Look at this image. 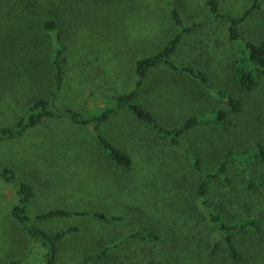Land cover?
<instances>
[{"label": "rangeland", "instance_id": "374dc122", "mask_svg": "<svg viewBox=\"0 0 264 264\" xmlns=\"http://www.w3.org/2000/svg\"><path fill=\"white\" fill-rule=\"evenodd\" d=\"M220 11L240 14L253 0H218ZM245 23V35L264 39V0ZM177 12L181 24L174 17ZM55 16L63 34L64 80L55 103L85 116L115 106L114 95L136 87V63L159 52L184 28L171 59L193 65L208 82L162 64L148 73L136 102L168 128L193 115L203 123L172 145L165 136L119 109L101 131L125 150L128 168L108 161L91 124L47 117L20 135L0 140V162L36 194L28 214L53 208L73 213L45 219L47 231L72 227L58 243L60 264H264V184L250 186V174L264 177V161L240 166L229 149L251 150L264 143V75L244 92L233 76L237 42L228 24L213 20L208 0H0V128L15 123L31 102L56 86L54 36L45 20ZM229 92L243 100L233 111ZM216 109L226 111L224 125ZM192 152L199 156L196 168ZM229 161V180L214 178L209 197L230 220L257 216L260 231H237L242 260L233 261L225 237L209 220L197 194L199 182L221 160ZM16 186L0 177V264H46L45 249L12 215ZM95 212L118 219L105 221ZM146 230L157 238L128 237ZM220 242L218 254L211 248ZM106 247L105 257L87 256Z\"/></svg>", "mask_w": 264, "mask_h": 264}, {"label": "trees", "instance_id": "16d2710c", "mask_svg": "<svg viewBox=\"0 0 264 264\" xmlns=\"http://www.w3.org/2000/svg\"><path fill=\"white\" fill-rule=\"evenodd\" d=\"M261 0H253L252 4L248 6L240 14L224 13L220 11V4L218 0H208L211 7L212 19L225 21L228 24L229 37L232 41L237 42L236 59L233 64V76L239 85V88L244 92L255 90L259 84V78L264 75V39L260 43L249 39L243 30V27L253 12L261 8ZM174 17L179 24L181 20L176 11ZM45 28L54 36L53 45V64L57 72L56 86L47 96H40L35 98L27 111L18 115L14 124L0 128V140L5 138H12L20 135L27 128L36 126L44 118L47 117H67L72 122L77 124H91L93 131L98 139L99 144L103 147L107 159L110 162L117 164L120 167L128 168L131 166L132 159L130 155L119 146L114 144L112 140L101 131V124L109 118L110 115L119 109H127L134 114L140 121L156 130L161 135L165 136L172 145L180 143L179 138L185 132L193 129L195 126L203 123L204 119L201 114H195L184 121L181 126H174L168 128L158 123L155 115L148 109L140 106L136 102V98L140 94L141 86L144 79L153 69L162 64H167L173 69L187 70L193 74L194 77H199L205 84H208V79L202 71L196 70L193 65H178L171 59L178 44L181 42L183 32L189 30L190 27L184 28L180 33L171 38L166 45L157 53L141 58L136 63L137 82L136 87L129 92H123L114 95L115 106L105 107L100 113L90 114L85 116L80 110L73 106H59L55 103L57 92L61 89L64 80V62L65 49L67 48L64 42L63 34L60 30L59 23L55 16H49L45 20ZM211 85L210 83L208 84ZM218 93L227 98L228 104L233 111H240L243 106V100L235 97L229 92L219 90ZM215 120L221 126L224 125L226 119V111L223 109L215 110ZM228 155L231 160L238 165L243 166L253 159L264 161V143L258 141L255 147L251 150H244L242 152L233 151L229 149ZM192 160L196 168H201V162L198 155L192 152ZM229 161L227 159L221 160L213 169L208 171L202 180L199 182L197 194L201 200L202 206L207 213L209 220L222 232L225 237V248L228 255L233 261L242 260V253L238 250L235 244V234L237 231L252 230L260 231V218L257 216L244 217L230 220L225 217L222 212L213 205L209 197V184L217 177L229 180L228 176ZM0 177L8 182H12L16 186V190L20 197L19 202L12 208V215L19 221L23 228L28 232L29 236L36 243L40 244L45 249L46 264H60L59 261V241L73 228L59 229L57 231H47L41 227L38 222L48 218L57 216H68L72 211L63 208H53L47 212L38 214L35 218H31L28 214V203L35 196L36 191L32 183L18 179L14 170L0 162ZM250 186L255 188L254 183L264 184V177L254 176L250 174ZM95 216L102 218L105 221L118 219L117 216H107L100 212H95ZM130 237H149L157 238L158 235L151 231L136 230L133 231ZM221 243L217 242L211 248L212 254H218ZM107 248H100L96 252L87 256V259H94L105 257L108 253Z\"/></svg>", "mask_w": 264, "mask_h": 264}]
</instances>
